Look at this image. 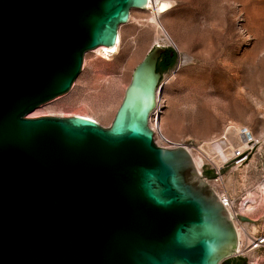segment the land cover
Wrapping results in <instances>:
<instances>
[{
  "label": "water",
  "instance_id": "95a60500",
  "mask_svg": "<svg viewBox=\"0 0 264 264\" xmlns=\"http://www.w3.org/2000/svg\"><path fill=\"white\" fill-rule=\"evenodd\" d=\"M147 2L0 0V264H233L231 214L185 145L154 140L164 44L132 68L107 127L26 116Z\"/></svg>",
  "mask_w": 264,
  "mask_h": 264
},
{
  "label": "rangeland",
  "instance_id": "374dc122",
  "mask_svg": "<svg viewBox=\"0 0 264 264\" xmlns=\"http://www.w3.org/2000/svg\"><path fill=\"white\" fill-rule=\"evenodd\" d=\"M233 7L224 1L220 13L213 9L212 0H177L174 7L176 18L181 24V32L190 37L182 44L191 59L177 68V48L170 43L164 44L166 48H173L177 59L170 70L161 73L159 81L160 103L172 124L167 138L159 134L154 139L157 144H183L192 156L201 158L198 148L201 142L223 135L230 122L254 132L259 121L264 119V66L256 71L249 64L236 62L235 55L243 49L246 41L233 32L235 21L230 19ZM131 15L132 19L120 26L122 42L117 52L106 54L95 51V48L88 50L69 91L39 105L26 116L90 114L107 127L109 114H114L119 105L132 68L154 43L155 28L147 23L145 13L132 9ZM176 28L173 26L174 31ZM176 38L180 41L179 36ZM207 39L213 40V51L209 55L196 54ZM253 42L252 39L251 44ZM217 78L229 81L232 99L240 104V110L228 108L225 93L216 87ZM208 120H213L214 124L209 125ZM177 130L181 131L178 135ZM217 171L221 176L219 186L234 198V209L253 220L249 225L251 228L264 230V194L261 189L264 141L252 153L239 155L220 166L202 160L204 176L214 177ZM248 193L252 194L254 207L242 213L239 204ZM259 254V264H264V251ZM228 261L232 262L231 259Z\"/></svg>",
  "mask_w": 264,
  "mask_h": 264
},
{
  "label": "bare ground",
  "instance_id": "6f19581e",
  "mask_svg": "<svg viewBox=\"0 0 264 264\" xmlns=\"http://www.w3.org/2000/svg\"><path fill=\"white\" fill-rule=\"evenodd\" d=\"M224 1L234 6L230 15V19L235 21L234 25H232L233 32L243 36L246 41L243 49L235 55L236 62L240 64H249L256 71L262 69L264 66V0H212L213 9L222 13ZM176 2L177 0H148L145 7L132 9H138L144 12L147 23L155 28V44L158 43L162 45L170 43L177 48L178 60L176 67L181 68L191 59L190 54L185 51L184 45L182 44L183 42L189 41L190 37L185 35L184 32H181V24L176 18V10L174 8ZM240 17L241 20H239ZM130 19H132L131 11L128 21H130ZM173 26H177L175 31L173 30ZM176 36L180 37V41ZM252 39L254 41L253 44H251ZM121 42L122 35L119 27L117 40L114 46L107 47L105 45H99L95 47L94 50L99 53H115L119 50ZM214 47L215 44L213 40L207 39L204 47L199 48V50L196 51V54L209 55ZM215 82L217 89L225 93V97L228 99V108L234 111L235 109H239L240 104L235 99H232L230 92L231 85L229 81L225 78H217ZM160 98L161 95L159 90L156 107L150 115V126L154 131V139H156L159 134L162 137L167 138V133L171 130L172 124V121L165 116V111L161 106ZM80 115L96 120V118L90 114ZM112 117L113 113H110L108 117L110 121ZM207 123L209 125L214 124L213 120H208ZM180 132V130L175 131L177 135L180 134ZM263 141L264 119L259 121V125L254 132L246 126L230 122L225 128L223 135L208 141H202L199 145L198 148L201 151V158L193 156L197 172L199 174L202 173L201 163L203 159L220 166L223 162L236 158L238 156L236 150H239V153L242 151H244V153H252L255 147ZM210 183L209 185L211 188L215 190L219 189L218 182ZM261 189L264 194V179L261 182ZM253 205L254 200L252 194L248 193L245 199L240 202L239 208L241 212L244 213L246 210L253 208ZM229 213L233 217L232 220L235 221L234 210L232 211L230 208ZM235 228L239 238L241 228L237 225H235Z\"/></svg>",
  "mask_w": 264,
  "mask_h": 264
},
{
  "label": "built area",
  "instance_id": "2783aa9c",
  "mask_svg": "<svg viewBox=\"0 0 264 264\" xmlns=\"http://www.w3.org/2000/svg\"><path fill=\"white\" fill-rule=\"evenodd\" d=\"M162 146L173 147L176 146L174 144H163ZM237 155L247 154L242 151L239 153V150H236ZM237 156V157H238ZM219 171L216 172L214 177L204 176L202 173V177L208 182H218L220 183L221 176L219 175ZM211 184V183H210ZM220 185V184H219ZM219 189L214 190L217 194L223 205L226 207L228 211L230 208L232 211L234 210V225H237L241 228V234L238 238V244L236 250L231 254L229 259L231 260H245L247 264H259L260 262V254L259 252L264 251V230H254L251 228L250 223L253 222L250 218L241 219L240 216H244L239 214L233 207L234 198L228 195L226 192L222 190L219 186ZM233 218V217H232Z\"/></svg>",
  "mask_w": 264,
  "mask_h": 264
},
{
  "label": "trees",
  "instance_id": "16d2710c",
  "mask_svg": "<svg viewBox=\"0 0 264 264\" xmlns=\"http://www.w3.org/2000/svg\"><path fill=\"white\" fill-rule=\"evenodd\" d=\"M176 61V52L172 50V48L167 47L164 52L161 53L157 65L156 70L160 73L167 71L170 69ZM230 259H227V261Z\"/></svg>",
  "mask_w": 264,
  "mask_h": 264
},
{
  "label": "flooded vegetation",
  "instance_id": "af4514ba",
  "mask_svg": "<svg viewBox=\"0 0 264 264\" xmlns=\"http://www.w3.org/2000/svg\"><path fill=\"white\" fill-rule=\"evenodd\" d=\"M232 263L233 264H247L244 260H232Z\"/></svg>",
  "mask_w": 264,
  "mask_h": 264
}]
</instances>
